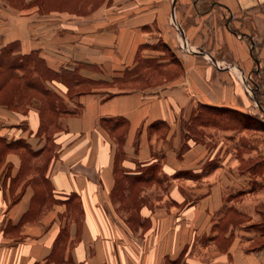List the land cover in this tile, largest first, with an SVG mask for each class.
<instances>
[{"label":"crops","instance_id":"0c3cea01","mask_svg":"<svg viewBox=\"0 0 264 264\" xmlns=\"http://www.w3.org/2000/svg\"><path fill=\"white\" fill-rule=\"evenodd\" d=\"M263 42L264 0H0V53L90 88L46 80L49 128L0 103V264H264V187L188 130L247 109Z\"/></svg>","mask_w":264,"mask_h":264},{"label":"rangeland","instance_id":"374dc122","mask_svg":"<svg viewBox=\"0 0 264 264\" xmlns=\"http://www.w3.org/2000/svg\"><path fill=\"white\" fill-rule=\"evenodd\" d=\"M253 53L257 56L256 49ZM257 68L256 73L251 71L245 79L247 93L243 90V98L248 107L244 111L237 112L238 115L242 114V121L231 119L229 113L219 116L217 112L204 109L201 118L207 128L198 127L199 122L188 127L191 134H196L195 138L202 136L203 139L215 145L222 142L223 146L226 145V151L231 152L233 157L242 158L241 168L247 175L245 185L248 188L264 187V62L261 71L259 66ZM78 89L71 88L67 95L71 97ZM60 106L64 110L68 109L64 101L60 103ZM208 127L215 129L211 130ZM263 224L264 213L260 217L258 229L264 230Z\"/></svg>","mask_w":264,"mask_h":264},{"label":"trees","instance_id":"16d2710c","mask_svg":"<svg viewBox=\"0 0 264 264\" xmlns=\"http://www.w3.org/2000/svg\"><path fill=\"white\" fill-rule=\"evenodd\" d=\"M14 48L13 45L8 46L0 53V103L17 107L19 105L24 106L27 101L36 99L41 114V125L49 128L60 113L69 110L61 108L62 98L48 88L46 80L55 79L69 85L68 93L72 87L71 83H79L82 79L76 72L65 68L58 72L49 69L34 53L13 55L11 52ZM83 90L89 89L79 88L74 91V94ZM204 109L217 112L219 116L229 113L231 119L242 121V114L238 115L236 109L201 104L196 108L188 127L198 122V126H205L201 118Z\"/></svg>","mask_w":264,"mask_h":264},{"label":"water","instance_id":"95a60500","mask_svg":"<svg viewBox=\"0 0 264 264\" xmlns=\"http://www.w3.org/2000/svg\"><path fill=\"white\" fill-rule=\"evenodd\" d=\"M175 20V18H173V21Z\"/></svg>","mask_w":264,"mask_h":264}]
</instances>
